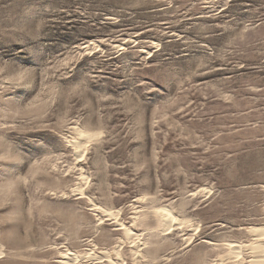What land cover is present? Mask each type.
Returning <instances> with one entry per match:
<instances>
[{
  "label": "rangeland",
  "instance_id": "obj_1",
  "mask_svg": "<svg viewBox=\"0 0 264 264\" xmlns=\"http://www.w3.org/2000/svg\"><path fill=\"white\" fill-rule=\"evenodd\" d=\"M0 171V264H253L264 0H0Z\"/></svg>",
  "mask_w": 264,
  "mask_h": 264
},
{
  "label": "bare ground",
  "instance_id": "obj_2",
  "mask_svg": "<svg viewBox=\"0 0 264 264\" xmlns=\"http://www.w3.org/2000/svg\"><path fill=\"white\" fill-rule=\"evenodd\" d=\"M77 144H78V146L79 145H81V142L80 143H78V141H77ZM207 192H208V190H207ZM102 210L104 209V208H101ZM105 211H108V210H106L105 209ZM155 213H156V210H155ZM158 213H159V215H160V217H162L163 218V220H165L166 221V228H163V230H170L171 229V227H172V225L174 224V226L176 225L175 223H177V224H179L180 223V225L183 223V221H180L179 222V220L177 219V217L174 215V213H173V211L171 210V209H169V208H167V206L166 207H162V208H159L158 209ZM109 214V213H108ZM114 215H117V214H115V213H113ZM113 214H112V216H113ZM138 217V216H137ZM115 218H116V216H115ZM162 220V221H163ZM182 220V219H181ZM160 221H161V219H160ZM161 221V222H162ZM179 222V223H178ZM124 224V223H123ZM126 225V224H125ZM121 226V225H120ZM161 226V225H160ZM176 226H178V225H176ZM129 227V226H128ZM197 228V227H196ZM248 228V227H247ZM195 228H193V230H194ZM130 230H132L131 229V227L130 228H126L125 227V232L126 233H130ZM250 232H251V234L252 233H255L257 236H258V238H257V240L258 241H256V243L254 244L253 242V244L252 245H250L249 247L251 248V249H253L255 252H259L258 253V256L259 257H257L256 259H254L253 261H251V262H253V264H264V227H258L257 225L256 226H251L250 227ZM248 230V231H249ZM196 231V230H195ZM168 232V231H167ZM133 234V233H132ZM253 235V234H252ZM130 236V235H129ZM129 236H128V238H129ZM256 236V237H257ZM255 239V238H254ZM130 240H131V238H130ZM187 240H188V238H187ZM130 242V241H129ZM139 243V242H138ZM187 243V242H186ZM241 244V243H240ZM239 244V242H237V243H234V242H229V243H227V245H229L232 249H236V254H231V255H233V257H237V256H239V250H241V246H243V245H240ZM251 244V243H250ZM137 245V244H136ZM244 246H245V244H244ZM119 247V246H118ZM137 247V246H136ZM245 247H247V246H245ZM116 248V247H115ZM244 248V247H243ZM248 248V247H247ZM117 249H119V248H117ZM234 250H232V251H234ZM248 250V249H247ZM115 251H117V250H115ZM114 251V252H115ZM119 251V250H118ZM117 251V252H118ZM239 251V252H238ZM254 251H253V253H254ZM116 252V253H117ZM134 252V251H133ZM72 254H73V252H71ZM75 253V252H74ZM95 253V252H94ZM93 253V254H94ZM105 253V252H104ZM136 253V252H135ZM234 253V252H233ZM0 254H1V252H0ZM69 254V253H68ZM76 254V253H75ZM85 254H86V252H85ZM84 254V255H85ZM106 254V253H105ZM120 254V253H119ZM118 254V255H119ZM67 255V254H66ZM74 255V254H73ZM87 255V254H86ZM85 255V256H86ZM89 255V254H88ZM90 255H91V252H90ZM95 255V254H94ZM68 256V255H67ZM66 256V257H67ZM69 256H71V255H69ZM96 256H98L97 254H96ZM107 256H111V255H107ZM106 256V257H107ZM73 257V256H72ZM87 258H88V256H86ZM85 257V258H86ZM91 257H92V255H91ZM99 257V256H98ZM102 257H104L103 255H102ZM109 257H107V258H109ZM120 257V256H119ZM137 257V256H136ZM76 259H77V257H75ZM84 258V257H83ZM100 258H101V256H100ZM100 258H98V259H100ZM111 258H112V256H111ZM255 258V257H254ZM80 258H78V260H79ZM119 259V258H118ZM138 259V258H137ZM137 259H135V260H137ZM230 259V258H229ZM236 259V258H235ZM239 259H242V258H239ZM244 259V258H243ZM71 260H75V259H71ZM110 260V259H109ZM135 260H134V262H135ZM227 260V259H226ZM238 260V259H237ZM252 260V259H251ZM110 261H112V260H110ZM114 261V260H113ZM118 261V260H117ZM116 261V262H117ZM239 261V260H238ZM69 262V261H68ZM115 262V261H114ZM139 262V261H138ZM223 262V261H222ZM111 263H113V262H111ZM118 263V262H117ZM122 263V262H121ZM240 263H242V262H240ZM240 263H238V264H240ZM73 264V263H72ZM75 264V263H74ZM116 264V263H115ZM119 264V263H118ZM123 264V263H122Z\"/></svg>",
  "mask_w": 264,
  "mask_h": 264
},
{
  "label": "snow or ice",
  "instance_id": "obj_3",
  "mask_svg": "<svg viewBox=\"0 0 264 264\" xmlns=\"http://www.w3.org/2000/svg\"><path fill=\"white\" fill-rule=\"evenodd\" d=\"M25 75H26V73L24 71H21L19 73V76H18L17 80L18 81H23L25 79ZM53 149L56 150V151L64 150L61 146H59L57 144H54L53 145ZM4 175H7V173L6 172H3V171H0V178H3ZM197 231H199V230L197 229Z\"/></svg>",
  "mask_w": 264,
  "mask_h": 264
}]
</instances>
